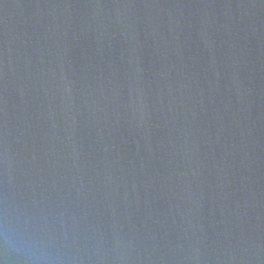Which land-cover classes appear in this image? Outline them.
Masks as SVG:
<instances>
[{"label": "water", "instance_id": "water-1", "mask_svg": "<svg viewBox=\"0 0 264 264\" xmlns=\"http://www.w3.org/2000/svg\"><path fill=\"white\" fill-rule=\"evenodd\" d=\"M5 215L74 264H264V0H0Z\"/></svg>", "mask_w": 264, "mask_h": 264}, {"label": "clouds", "instance_id": "clouds-1", "mask_svg": "<svg viewBox=\"0 0 264 264\" xmlns=\"http://www.w3.org/2000/svg\"><path fill=\"white\" fill-rule=\"evenodd\" d=\"M44 246V240L26 230H16L13 234L6 215L0 219V248L4 252L0 264H13L9 259L10 253L23 254L19 264H74L70 258L59 254H42L41 249Z\"/></svg>", "mask_w": 264, "mask_h": 264}]
</instances>
